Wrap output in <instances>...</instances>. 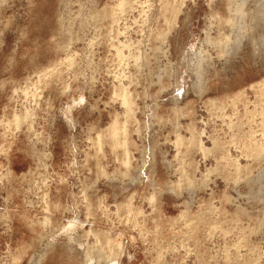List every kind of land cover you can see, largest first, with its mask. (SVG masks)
<instances>
[{
  "label": "rangeland",
  "instance_id": "374dc122",
  "mask_svg": "<svg viewBox=\"0 0 264 264\" xmlns=\"http://www.w3.org/2000/svg\"><path fill=\"white\" fill-rule=\"evenodd\" d=\"M263 34L264 0H0V264H264Z\"/></svg>",
  "mask_w": 264,
  "mask_h": 264
},
{
  "label": "bare ground",
  "instance_id": "6f19581e",
  "mask_svg": "<svg viewBox=\"0 0 264 264\" xmlns=\"http://www.w3.org/2000/svg\"><path fill=\"white\" fill-rule=\"evenodd\" d=\"M229 23H230V20H229ZM233 26V25H232ZM240 26V25H239ZM243 29V28H242ZM263 37H264V34H263ZM261 38V37H260ZM263 41H264V39H263ZM227 43V42H226ZM260 43H261V41H260ZM224 50V49H223ZM123 93V92H122ZM125 94V93H124ZM27 113H24V114H20V115H18V114H16L15 116H14V119L16 120V121H18V120H22V121H25L26 120V118H27ZM111 129H114L113 127L111 128ZM115 130L117 131V129H114L113 131H114V133H115ZM113 131H111V132H113ZM111 132H109L110 134V136H111ZM114 133H113V135H114ZM116 134H118V131H117V133ZM115 134V135H116ZM114 135V136H115ZM114 136H113V138H114ZM117 136V135H116ZM112 138V139H113ZM112 139H111V141H112ZM116 139V138H115ZM118 140H116V142H117ZM114 142V141H113ZM116 144H118V143H116ZM119 145V144H118ZM203 148V147H202ZM70 220V219H69ZM78 220V219H77ZM72 221V220H71ZM74 221H76V220H74ZM74 222H70V225H72ZM66 224H69V223H66ZM64 228V227H63ZM63 230V229H62ZM66 230V229H65ZM90 230V229H89ZM90 260V261H89ZM93 260V259H92ZM90 258H88V264H89V262H91L92 261ZM113 261V260H112ZM109 262H111L110 260L108 261V263ZM117 262V261H116Z\"/></svg>",
  "mask_w": 264,
  "mask_h": 264
}]
</instances>
